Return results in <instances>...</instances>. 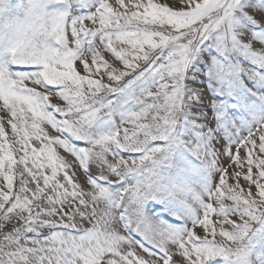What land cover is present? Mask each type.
Returning <instances> with one entry per match:
<instances>
[{
    "label": "snow or ice",
    "instance_id": "1",
    "mask_svg": "<svg viewBox=\"0 0 264 264\" xmlns=\"http://www.w3.org/2000/svg\"><path fill=\"white\" fill-rule=\"evenodd\" d=\"M48 4L54 46L18 60L11 73L0 70V264H207L217 255L228 258L253 224L264 225V123L226 150L218 182L202 196L194 218L181 217L179 227L155 225L141 218L140 203L154 198L164 166L179 49L214 30L231 0ZM173 45L177 51L163 56ZM115 90L139 107L124 111L110 134L85 139L102 115L111 117L104 93ZM52 97L64 105L51 103ZM76 139H85V146L77 149ZM132 150V159L117 155ZM100 158L106 162L97 180L91 161ZM121 176L133 183L114 195L108 182L121 183ZM132 229L142 242L129 238Z\"/></svg>",
    "mask_w": 264,
    "mask_h": 264
},
{
    "label": "rangeland",
    "instance_id": "2",
    "mask_svg": "<svg viewBox=\"0 0 264 264\" xmlns=\"http://www.w3.org/2000/svg\"><path fill=\"white\" fill-rule=\"evenodd\" d=\"M231 3L228 15L214 30L179 49L183 58L176 74L178 80H173L175 87L170 93L172 121L164 166L152 192L154 198L145 197L140 203L141 218L152 224L179 227L184 223L181 217L194 218L196 208L202 206V196L213 180L218 182L217 165L226 159V150L264 123V0H231ZM90 23L86 22L89 26ZM176 51L174 45L170 46L163 50V56ZM103 55L110 63L114 61L107 52ZM104 82L107 83L106 78ZM104 100L112 105V115L110 118L102 115L90 130L91 136L85 139L110 134L121 125L124 111L139 107L123 90L104 93ZM50 102L64 105L55 97L50 98ZM46 128L55 134L50 126ZM85 139L73 140L72 144L77 149L83 148ZM117 155L132 159L137 152L122 151ZM108 159L110 163V154ZM105 162L103 158L91 161L93 178L100 179L96 172L103 174ZM83 179L81 176L80 180ZM132 183L131 177L124 180L121 176V183L113 185L109 180L108 187L115 195ZM228 183H233L231 177ZM240 183L245 187L243 180ZM252 227L255 230L233 246L228 258L217 255L207 264H264V225L253 224ZM127 235L142 242L135 229L129 230Z\"/></svg>",
    "mask_w": 264,
    "mask_h": 264
},
{
    "label": "clouds",
    "instance_id": "3",
    "mask_svg": "<svg viewBox=\"0 0 264 264\" xmlns=\"http://www.w3.org/2000/svg\"><path fill=\"white\" fill-rule=\"evenodd\" d=\"M50 11L48 0H0V70L11 73L18 60L54 46Z\"/></svg>",
    "mask_w": 264,
    "mask_h": 264
}]
</instances>
